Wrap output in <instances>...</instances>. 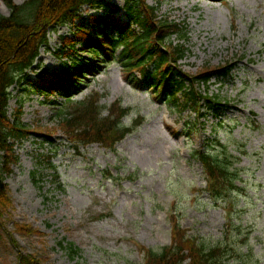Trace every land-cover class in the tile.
I'll list each match as a JSON object with an SVG mask.
<instances>
[{
	"label": "rangeland",
	"instance_id": "rangeland-1",
	"mask_svg": "<svg viewBox=\"0 0 264 264\" xmlns=\"http://www.w3.org/2000/svg\"><path fill=\"white\" fill-rule=\"evenodd\" d=\"M146 1L160 17L186 26V41L172 37L186 48L179 62L183 71L197 75L207 68L234 67L225 79L197 85L203 95L228 103V111L216 117L201 100L199 111L180 112L143 83L133 84L118 62L104 63L73 99L99 94L102 116L129 109L123 124L136 129L110 149L102 142L77 144L59 129L56 110L69 106L60 95L41 94L31 85L21 92L12 88L9 114L20 108L30 131L52 139L31 133L15 146L18 160L6 179L11 206L0 228V264H18L7 234L40 264H144L142 248L170 245L173 215L188 237L216 240L226 224L224 204L214 205L202 192L205 173L192 150L232 139L247 151L233 152L246 184L237 206L247 204L240 222L254 228L256 259L244 264H264V0ZM0 13L10 14L5 0H0ZM69 32L67 26L50 32V49L41 52L43 66L59 69L68 61L55 50ZM48 156L55 169L45 161ZM16 223L38 232L17 229ZM70 243L77 248L74 255L66 249Z\"/></svg>",
	"mask_w": 264,
	"mask_h": 264
},
{
	"label": "trees",
	"instance_id": "trees-1",
	"mask_svg": "<svg viewBox=\"0 0 264 264\" xmlns=\"http://www.w3.org/2000/svg\"><path fill=\"white\" fill-rule=\"evenodd\" d=\"M123 1L124 5L120 6L110 0H26L23 4L5 0L10 14L0 13V228H4L2 218L11 206L5 180L18 160L15 146L31 133L42 135L40 130L30 131L21 121L20 109L12 118L9 116L10 87L26 83L46 92L54 89L71 92L72 88L79 86V81L84 82L89 74L101 69V64L116 61L133 82L152 86L156 96H164L170 106L181 111L186 107H197L200 94L195 89L196 82L206 83L212 75L229 73L230 70L224 68H207L197 75L183 71L179 61L186 48L183 43L174 44L172 37L186 41V26L160 17L158 8L146 0ZM88 8L97 12L85 16L84 10ZM122 11L126 18L119 15ZM62 26H69L70 32L62 36L64 44L56 49V53L68 57V61L53 70L42 66L39 61L43 68L31 78L29 70H35L34 63L39 60L41 49L49 47V33L57 32ZM78 44L81 45L77 48ZM117 49H120L119 53ZM135 71L139 72L140 80ZM203 97L208 109L215 112L222 109L223 104L215 96ZM67 100L68 109L57 113L61 116L59 125L67 135L79 133L86 144L98 141L113 147L136 128V125H123L122 118L129 109L120 108L115 113L112 110L110 116L102 117L103 108L99 105L98 95L85 101H72L69 97ZM234 142L193 153L203 163L212 202L225 203L229 209L223 236L211 242L188 237L178 218L173 216L171 244L157 249L144 248L145 264H183L187 260V264H230L232 261L244 264L250 261L245 259L248 254L253 260L251 234L254 228L251 222L240 224L243 210L236 209L237 194L246 186L236 184L242 180L243 170L236 167L238 159L230 150ZM44 159L55 169L51 156ZM232 214H235L236 225ZM16 227L38 232L25 224L16 223ZM7 235L18 251V264H40L36 256L21 252L16 239ZM66 249L70 255L77 252L72 243Z\"/></svg>",
	"mask_w": 264,
	"mask_h": 264
}]
</instances>
